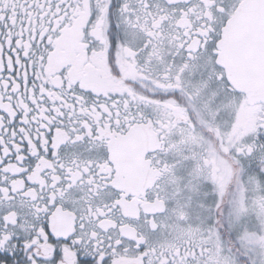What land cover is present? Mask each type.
<instances>
[{
    "label": "snow or ice",
    "instance_id": "snow-or-ice-1",
    "mask_svg": "<svg viewBox=\"0 0 264 264\" xmlns=\"http://www.w3.org/2000/svg\"><path fill=\"white\" fill-rule=\"evenodd\" d=\"M0 264H264V0H0Z\"/></svg>",
    "mask_w": 264,
    "mask_h": 264
}]
</instances>
